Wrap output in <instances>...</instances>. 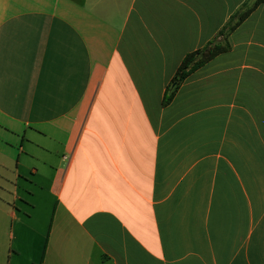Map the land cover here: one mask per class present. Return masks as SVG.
<instances>
[{
    "label": "crops",
    "instance_id": "1",
    "mask_svg": "<svg viewBox=\"0 0 264 264\" xmlns=\"http://www.w3.org/2000/svg\"><path fill=\"white\" fill-rule=\"evenodd\" d=\"M257 1L0 0V264H264Z\"/></svg>",
    "mask_w": 264,
    "mask_h": 264
},
{
    "label": "trees",
    "instance_id": "2",
    "mask_svg": "<svg viewBox=\"0 0 264 264\" xmlns=\"http://www.w3.org/2000/svg\"><path fill=\"white\" fill-rule=\"evenodd\" d=\"M261 4H264V0H258L252 6H245L242 11L231 19L228 25L220 32V36L225 37L223 44L207 46L204 49L198 50L186 56L173 80L174 87L171 90V94L165 98L163 102L164 106L168 105L172 101L179 87L192 74L211 62L217 56L227 53L230 50L228 35L236 30Z\"/></svg>",
    "mask_w": 264,
    "mask_h": 264
},
{
    "label": "rangeland",
    "instance_id": "3",
    "mask_svg": "<svg viewBox=\"0 0 264 264\" xmlns=\"http://www.w3.org/2000/svg\"><path fill=\"white\" fill-rule=\"evenodd\" d=\"M9 226H10V229H11V226H12V221L11 220L9 221ZM7 264H8V262H7Z\"/></svg>",
    "mask_w": 264,
    "mask_h": 264
},
{
    "label": "built area",
    "instance_id": "4",
    "mask_svg": "<svg viewBox=\"0 0 264 264\" xmlns=\"http://www.w3.org/2000/svg\"><path fill=\"white\" fill-rule=\"evenodd\" d=\"M64 159H65V160H68L69 158H68V156H65Z\"/></svg>",
    "mask_w": 264,
    "mask_h": 264
}]
</instances>
